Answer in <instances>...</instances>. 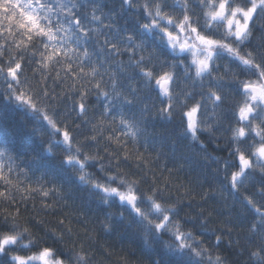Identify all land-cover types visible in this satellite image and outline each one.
Listing matches in <instances>:
<instances>
[{
	"label": "clouds",
	"instance_id": "clouds-1",
	"mask_svg": "<svg viewBox=\"0 0 264 264\" xmlns=\"http://www.w3.org/2000/svg\"><path fill=\"white\" fill-rule=\"evenodd\" d=\"M159 2L165 16L150 30L141 27L142 23L149 22L147 13L129 7L126 0H105L102 6L107 7L114 23L127 24L125 31L136 30L153 50L154 60L146 61V67L156 75L171 74L170 90L179 101L193 79L192 58L188 51L173 49L166 32H178V25L183 24L186 31L181 40L184 35L191 36L187 31L189 22L185 20L188 17L192 26L204 32L210 27L220 36L229 40L231 37L225 22L206 26L204 0H185L187 11L175 0ZM44 3L49 8L41 15L51 16L55 22L56 13L51 11L55 0H44ZM233 3L243 5L245 0H233ZM3 8L11 9V5L0 4V14ZM252 28V39L238 47H255V42L264 37V28L256 24ZM22 40L24 34L19 30L11 35L0 33V173L4 177L0 182V192L4 193L0 195V239L8 235L16 237L14 243L0 252V264H17L15 257L34 264L28 258L38 256L45 249L50 252L52 264H209V256L221 257V264H257V254L264 255V236L258 228L250 227L259 222V217L244 197L256 199L264 208V196L260 192L264 187V170L252 171L253 180L242 185L239 191L230 185L229 174L237 164L234 153L229 155L233 151L231 128L239 124L235 105L243 93L231 81L225 65L242 78L249 75L246 70L238 71L234 57L221 51L220 66L214 67L202 86L196 85L195 100L206 96L209 86L225 99V104L218 109L223 116L219 125L210 115V106L204 102L203 120L211 127L200 131L196 141L191 133L184 131L179 111L174 119L156 115L155 109L166 97L154 83L155 75L146 92L144 83L136 84L141 91L133 92L132 96H143L146 102L155 105L150 107L151 116H146L142 124L146 131L141 134L140 144L147 135V151L153 153L150 166L146 167L124 160L125 150L135 155L140 145L122 135L119 119L113 121L105 114L104 134L96 140L89 139L91 126L101 112L96 104L103 97H97L90 84L85 85L89 90L85 98L89 110L86 116L81 115L75 107L80 99L79 88L70 86L72 81L64 78L62 69L50 70L41 65L39 55L32 54L39 52V40L31 42L32 48L21 44ZM225 60L226 63L222 62ZM17 63L23 64V70H17L14 78L7 70ZM221 74L225 77L223 87L215 79ZM127 91L131 90L127 88ZM93 96L97 97L96 104L90 103ZM127 107L129 119L134 113L139 119L140 106ZM65 129L71 135V143L63 136ZM255 139L258 138L252 133L244 148L248 149ZM165 164L171 166L166 168ZM189 172L211 176L239 206L231 229L213 228L207 213L201 211L205 204L194 202L188 186L192 179H183ZM82 176L86 179L82 180ZM29 184L40 185L45 191L56 190L49 191L45 200L38 191H24ZM97 185L115 187L120 192H127L131 187L137 196L135 206L117 195L107 197ZM155 203L160 204L159 210ZM165 214L168 215L166 222ZM158 224L164 227L158 228ZM177 226L184 233L192 234L185 237L187 247H181L176 239ZM217 237H220L219 244Z\"/></svg>",
	"mask_w": 264,
	"mask_h": 264
},
{
	"label": "snow or ice",
	"instance_id": "snow-or-ice-1",
	"mask_svg": "<svg viewBox=\"0 0 264 264\" xmlns=\"http://www.w3.org/2000/svg\"><path fill=\"white\" fill-rule=\"evenodd\" d=\"M175 2L187 11L185 0H175ZM126 3L129 7L142 9L149 16V22L141 24L143 29L150 30L165 16L164 7L159 0H151V2L141 0L140 3H137V0H126ZM0 4L11 5V9L3 8V14H0V33L6 32L11 35L14 30L21 31L24 34V40L20 43L29 48L34 47L31 43L34 39L40 41L39 52L34 51L32 54L39 55L40 63L44 68L62 69L64 78L72 81L70 86L79 88L80 99L75 107L81 115L86 116L89 110L85 99L89 95V90L85 85L90 84L97 97L104 98L105 103L97 122L91 126L89 139L96 140L98 136L104 134L103 126L107 123L105 114L113 121L119 119L123 130L122 135L133 138L140 145L135 149V155L125 150L124 160L137 165L143 164L146 167L150 166L149 158L153 153L147 151L149 139L147 135L143 136L144 143L140 144L141 134L146 131L142 124L146 116H151L150 107L155 108V105L146 102L143 96H132L133 92L141 91L136 88V84L144 83L143 91L146 92L155 75L154 83L166 97V101L155 109L156 115L165 119H174L175 113L179 111L184 131L191 133L194 141L199 140L200 131L211 127L203 120L204 102L206 101L210 106V115L215 117V123L219 125L223 116L218 109L225 104V99L217 89L211 86L207 88V95H202L200 100L193 99V93L196 85L202 86L205 78L213 73L214 67L220 66L218 61L222 57L219 53L227 52L238 62V71L246 70L249 73L246 78H242L237 71H232L229 65H225L226 70L231 73V81L237 83L243 93L242 99L235 105L239 124L231 128L233 151L229 155L234 153L238 163L229 174L230 185L239 191L242 185L253 180L252 171L257 168L264 170V37L255 47L237 46L247 45L252 39L253 24L264 28V0H245L243 5L234 4L233 0H204L206 26L225 22L231 40L218 35L210 27L207 32H204L199 27L192 26L188 17H185V20L189 22L187 31L192 33L191 36L184 35V39L181 40V35L186 31L183 24L178 25V32H166L167 40L173 49H178L180 52L188 51L194 66L193 79L179 101L170 90L171 74L163 72L156 75L146 67V61L154 60L153 50L147 47L136 30H121L118 22H113V18L103 9L101 3H94L92 0H55L51 6V11L56 13L55 22H52L51 16L41 15L42 11L49 8L44 0H0ZM19 46L17 44V47ZM125 55H127V67L123 59ZM113 65L116 66L115 69ZM17 70H23L22 63H17L14 68L10 67L7 71L9 75L16 78ZM136 72L141 74L139 79L131 77V73ZM56 77L60 78L59 71L56 72ZM125 79L129 80L127 85L124 83ZM215 79L218 81V86L223 87L225 81L223 74ZM125 87L131 91L126 92ZM200 91H204L203 87ZM136 105L140 106L139 119L136 118L135 113L133 118L129 119L127 106ZM252 133H255L258 139L253 140L249 148L245 149L244 145ZM63 136L71 143V135L67 129L63 131ZM81 167L83 168L84 165L81 164ZM224 167L227 168L228 165L225 164ZM168 171L171 172L174 169H168ZM3 179V174L0 173V182ZM81 179L85 180L86 176H82ZM97 187L107 197L117 195L121 200H127L135 206L137 196L131 187L127 192H120L115 187L105 185H97ZM55 190V188L49 189V191ZM24 191H38L42 193L45 200L49 196V191H45L40 185L34 187L29 184ZM260 192L264 196V187L260 188ZM3 194L0 192V195ZM244 199L259 217V222L250 227L258 228L264 236V227H261L264 225V208H261L256 199L250 196H245ZM154 206L157 210L160 209L159 203H155ZM164 219L165 222L168 220L167 214ZM157 227L162 228L164 224H158ZM190 235L192 234L184 233L177 226L175 236L181 247L188 246L185 237ZM15 239L14 235L0 239V252H3L8 244L14 243ZM216 243H220V237L216 238ZM197 255L200 253L197 252ZM49 256L50 252L45 249L38 256L28 259L34 264H52ZM14 259L17 264H27V260L22 257ZM208 259L209 264H221L222 258L209 256ZM257 264H264V255L257 254Z\"/></svg>",
	"mask_w": 264,
	"mask_h": 264
},
{
	"label": "trees",
	"instance_id": "trees-1",
	"mask_svg": "<svg viewBox=\"0 0 264 264\" xmlns=\"http://www.w3.org/2000/svg\"><path fill=\"white\" fill-rule=\"evenodd\" d=\"M99 3L104 5L105 0H99ZM104 10L107 12L106 6ZM118 27L123 30L124 28L128 27V25L124 22H118ZM255 43L258 44L259 41H256ZM123 59L125 60V67H127V55H125ZM222 62L226 63L227 61L225 60ZM113 68L115 69L116 66L113 65ZM192 72H194V66H192ZM140 75L141 74L138 72L131 73V77H134L135 79H139ZM105 79H107V77H105ZM128 82V79L124 80L125 85H127ZM125 91L127 92V87H125ZM96 100L97 97L93 96L90 103L96 104ZM104 103V98H101L100 102L96 104V108L98 110H102ZM217 146L218 145H213V147ZM213 155H216V153H213ZM170 166V164H165L166 168ZM189 178L192 179V183L188 186L192 190L193 196L195 197L194 202L205 204V208L201 209V211L207 213L209 220L212 221L213 228L221 231L231 229L233 217L236 215L239 207L238 205L233 203L232 197L228 193H226L223 190L222 185L214 181L211 176H208L206 174L200 175L198 172H189L188 175L183 176V179L185 181L189 180ZM209 185H212V187H209ZM225 225H227V229L225 228Z\"/></svg>",
	"mask_w": 264,
	"mask_h": 264
}]
</instances>
